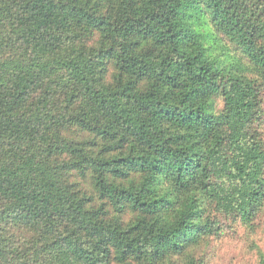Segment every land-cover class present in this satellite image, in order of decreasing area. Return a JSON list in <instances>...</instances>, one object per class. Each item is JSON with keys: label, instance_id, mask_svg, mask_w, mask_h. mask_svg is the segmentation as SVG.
Instances as JSON below:
<instances>
[{"label": "trees", "instance_id": "1", "mask_svg": "<svg viewBox=\"0 0 264 264\" xmlns=\"http://www.w3.org/2000/svg\"><path fill=\"white\" fill-rule=\"evenodd\" d=\"M263 91L264 0H0V264H205Z\"/></svg>", "mask_w": 264, "mask_h": 264}, {"label": "rangeland", "instance_id": "2", "mask_svg": "<svg viewBox=\"0 0 264 264\" xmlns=\"http://www.w3.org/2000/svg\"><path fill=\"white\" fill-rule=\"evenodd\" d=\"M257 126L264 139V91ZM197 255L204 258L205 264H260L264 256V212L253 227L221 217L220 230Z\"/></svg>", "mask_w": 264, "mask_h": 264}]
</instances>
